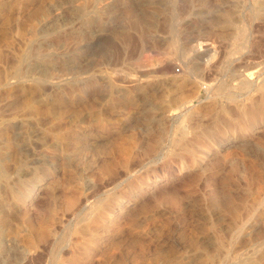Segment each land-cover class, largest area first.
Instances as JSON below:
<instances>
[{"label": "rangeland", "instance_id": "1", "mask_svg": "<svg viewBox=\"0 0 264 264\" xmlns=\"http://www.w3.org/2000/svg\"><path fill=\"white\" fill-rule=\"evenodd\" d=\"M0 264H264V0H0Z\"/></svg>", "mask_w": 264, "mask_h": 264}, {"label": "bare ground", "instance_id": "2", "mask_svg": "<svg viewBox=\"0 0 264 264\" xmlns=\"http://www.w3.org/2000/svg\"><path fill=\"white\" fill-rule=\"evenodd\" d=\"M205 87V86H204ZM261 109H263V108H261ZM244 110V113H245V115L250 119V114H249V112L250 111H248L246 108H244L243 109ZM251 113H253V112H251ZM45 188V187H44ZM25 190H26V188H25ZM37 190H38V188H31V189H27V191H28V193L26 194V196L28 195V198H30V199H33V197L36 195V193H37ZM23 193H24V191H23ZM17 195H20V194H17ZM22 195V194H21ZM24 196V195H23ZM23 196H21V197H23ZM25 199H26V197H25ZM27 200V199H26ZM107 219H109V218H107Z\"/></svg>", "mask_w": 264, "mask_h": 264}]
</instances>
